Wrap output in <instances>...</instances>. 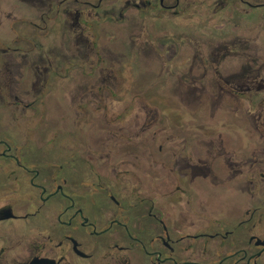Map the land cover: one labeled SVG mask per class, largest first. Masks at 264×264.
Listing matches in <instances>:
<instances>
[{"label": "flooded vegetation", "instance_id": "flooded-vegetation-1", "mask_svg": "<svg viewBox=\"0 0 264 264\" xmlns=\"http://www.w3.org/2000/svg\"><path fill=\"white\" fill-rule=\"evenodd\" d=\"M264 0H0V264H264Z\"/></svg>", "mask_w": 264, "mask_h": 264}, {"label": "rangeland", "instance_id": "rangeland-1", "mask_svg": "<svg viewBox=\"0 0 264 264\" xmlns=\"http://www.w3.org/2000/svg\"><path fill=\"white\" fill-rule=\"evenodd\" d=\"M260 43L264 47V36L261 38Z\"/></svg>", "mask_w": 264, "mask_h": 264}]
</instances>
